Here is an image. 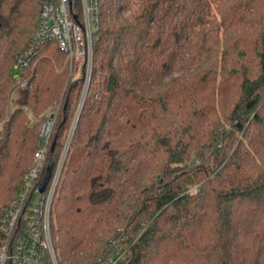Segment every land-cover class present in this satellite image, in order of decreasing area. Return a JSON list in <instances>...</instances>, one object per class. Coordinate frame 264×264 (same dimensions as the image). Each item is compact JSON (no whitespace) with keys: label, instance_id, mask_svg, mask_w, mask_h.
Instances as JSON below:
<instances>
[{"label":"trees","instance_id":"obj_1","mask_svg":"<svg viewBox=\"0 0 264 264\" xmlns=\"http://www.w3.org/2000/svg\"><path fill=\"white\" fill-rule=\"evenodd\" d=\"M38 3L0 0V210L40 115L64 94L55 167L79 96L53 38L14 74ZM91 77L52 207L60 260L96 264L116 239L114 264H264V0H100Z\"/></svg>","mask_w":264,"mask_h":264},{"label":"built area","instance_id":"obj_2","mask_svg":"<svg viewBox=\"0 0 264 264\" xmlns=\"http://www.w3.org/2000/svg\"><path fill=\"white\" fill-rule=\"evenodd\" d=\"M40 24L30 47L17 58L15 69L29 65L35 49L46 39L57 40L67 54L72 75L85 81L86 93L93 68L94 44L100 29V0H39ZM52 118L43 123L40 146L25 174L24 188L17 199L0 210L4 240L0 264H64L55 245L51 214L62 173L60 162L44 191ZM111 247L114 243L110 244ZM121 255L108 248L96 264H114Z\"/></svg>","mask_w":264,"mask_h":264},{"label":"rangeland","instance_id":"obj_3","mask_svg":"<svg viewBox=\"0 0 264 264\" xmlns=\"http://www.w3.org/2000/svg\"><path fill=\"white\" fill-rule=\"evenodd\" d=\"M17 73H18L17 70L14 71L15 76H17ZM82 78L85 79V77H82ZM91 78L92 77L90 75V84H91ZM83 79H81V78L80 79H78V78L76 79V77H74L72 75V71L70 69V64H69L68 65V80H67V83H66L64 92L66 91V88L71 83H77V82H79L80 83V86H79V96H78V100H77V105H76V108L74 109V111L72 112V116L70 117L71 120H70V122H69V124H68V126L66 128L65 134L63 136V150H62L60 159L57 162V165L60 162H62V168H63V164H64L66 152L69 149V143H70L71 138H72V135H73L74 126H75V123H76V121L78 119V115L80 114V110H81L82 105H83L82 104V100H83V97H84V93L86 91L85 81ZM89 87H90V85H89ZM88 90H89V88H88ZM87 93H88V91H87ZM87 93H86V95H87ZM64 103H65V101H64V94H63L62 95V98L59 101H56L53 105L49 106L40 115V118L41 117L43 118V120H42V122L40 124V129H39V137H40V139H41V128H42L43 123L46 122L47 120L51 119V118L53 119L52 120L51 133H50V136H49V149H50L51 144L53 143V136H54V133L56 132V127H57L58 121H59V119H60V117L62 115V109H63ZM25 109H26V112H27V116H28V118L30 120V123H34L37 118L34 115L33 111L30 110V109H28V108H25ZM3 127H4V121H0V137H1V131L3 130ZM35 152H34V154L32 156V159H31V162L29 164V167H30V165H31V163L33 161V157L35 155ZM48 165L46 164V168H47ZM57 165L53 168V171H55V168L57 167ZM29 167H28V169H29ZM53 171H52V174H53ZM60 179H61V176H60ZM60 179H59V182H60ZM58 188H59V184H58ZM111 243H114V245L112 247L110 245ZM110 244L103 251V253L108 248H111V251H113L115 253V255H121L124 252L123 245L118 240L112 239L110 241ZM103 253H102V255H103ZM102 255L100 256V258L102 257Z\"/></svg>","mask_w":264,"mask_h":264},{"label":"water","instance_id":"obj_4","mask_svg":"<svg viewBox=\"0 0 264 264\" xmlns=\"http://www.w3.org/2000/svg\"><path fill=\"white\" fill-rule=\"evenodd\" d=\"M79 117V115H78ZM53 165L52 164H49L46 168V172H45V175L43 177V181L41 183V186H40V190L41 191H44L51 179V176H52V171H53Z\"/></svg>","mask_w":264,"mask_h":264},{"label":"bare ground","instance_id":"obj_5","mask_svg":"<svg viewBox=\"0 0 264 264\" xmlns=\"http://www.w3.org/2000/svg\"><path fill=\"white\" fill-rule=\"evenodd\" d=\"M81 108V107H80Z\"/></svg>","mask_w":264,"mask_h":264}]
</instances>
